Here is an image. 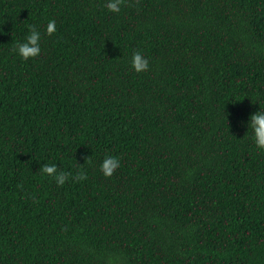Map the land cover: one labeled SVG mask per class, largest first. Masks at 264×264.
<instances>
[{
  "label": "trees",
  "instance_id": "obj_1",
  "mask_svg": "<svg viewBox=\"0 0 264 264\" xmlns=\"http://www.w3.org/2000/svg\"><path fill=\"white\" fill-rule=\"evenodd\" d=\"M259 107L264 0H0V264H264Z\"/></svg>",
  "mask_w": 264,
  "mask_h": 264
},
{
  "label": "clouds",
  "instance_id": "obj_2",
  "mask_svg": "<svg viewBox=\"0 0 264 264\" xmlns=\"http://www.w3.org/2000/svg\"><path fill=\"white\" fill-rule=\"evenodd\" d=\"M122 0H105V7L111 12H119ZM56 21L50 19L46 25L45 33L51 34L55 31ZM28 31L23 40L15 43L14 50L23 59L29 57H36L41 52V32L34 24L26 25ZM131 64L133 70L136 72L146 71L148 69V58L142 54L141 51H134L131 57ZM247 128L251 130L252 139L257 149L264 150V108L259 107L258 110L250 114L247 120ZM120 159L116 155H105L100 163V171L105 176H110L113 171L120 166ZM41 174L52 177L56 184L62 185L70 175L65 171H57V164L42 163L39 167ZM76 180L85 178V173L79 171L73 174Z\"/></svg>",
  "mask_w": 264,
  "mask_h": 264
}]
</instances>
